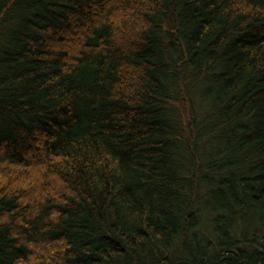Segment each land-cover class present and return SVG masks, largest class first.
<instances>
[{"label": "trees", "instance_id": "trees-1", "mask_svg": "<svg viewBox=\"0 0 264 264\" xmlns=\"http://www.w3.org/2000/svg\"><path fill=\"white\" fill-rule=\"evenodd\" d=\"M0 264H264V0H0Z\"/></svg>", "mask_w": 264, "mask_h": 264}]
</instances>
